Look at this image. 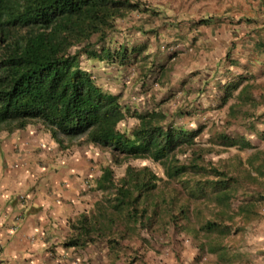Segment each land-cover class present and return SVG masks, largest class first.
<instances>
[{
	"label": "trees",
	"instance_id": "1",
	"mask_svg": "<svg viewBox=\"0 0 264 264\" xmlns=\"http://www.w3.org/2000/svg\"><path fill=\"white\" fill-rule=\"evenodd\" d=\"M148 13L156 14L145 2L134 0H0V132L10 134L38 124L59 150L76 142L107 151L113 163H119L120 158L151 160L162 166L168 180L191 177V182L183 184L187 197L214 205L212 220L199 229L207 236L201 251L230 264L237 255H228L220 238L210 237L224 238L231 230L241 234L262 218L256 205L249 202L244 183L264 180V153L255 152L246 160L243 177L204 165L194 149L197 131L189 134L173 119L168 120L159 105L143 111L124 105L119 95L103 90L93 70L85 65L126 66L139 59L147 47L128 48L113 37L118 21ZM206 22L202 19L196 24ZM244 80L237 77L224 84L221 104L235 91L242 103L255 102L249 92L252 85L238 91ZM240 109L230 106L228 114H241ZM181 114L177 110L174 117ZM129 119L135 120V125L124 128ZM217 143L255 150L244 135L221 133ZM189 150L191 160L181 163L177 154ZM158 181L146 166L137 169L129 165L118 180L110 167L103 168L95 183L100 198L91 210L69 221L71 233L62 247L84 250L101 244L116 261L124 241L133 237L143 240L142 234H149L158 222L180 227L179 221L188 220L189 208L177 206L175 196L154 195ZM238 192L246 195L241 202L245 201L233 209L231 201ZM257 197L255 201L264 200L261 194ZM237 217L239 223L234 221Z\"/></svg>",
	"mask_w": 264,
	"mask_h": 264
},
{
	"label": "crops",
	"instance_id": "2",
	"mask_svg": "<svg viewBox=\"0 0 264 264\" xmlns=\"http://www.w3.org/2000/svg\"><path fill=\"white\" fill-rule=\"evenodd\" d=\"M165 3L173 6L166 7L159 1L153 5L156 11L152 9L156 14L137 15L144 20L148 18L144 24L147 30L159 27L157 32L138 31V34L142 38L152 34L150 37L162 40L168 35L189 43L184 56L190 62L182 73L206 69L208 80L220 85L222 90L224 84L243 77L238 91L252 85L249 92L255 102L242 103L237 94L236 107L260 108L264 99V0H167ZM173 14L177 19L169 21L174 25L162 23L160 17ZM202 19L207 22L196 24ZM244 109L241 114H246ZM7 137L8 142H4ZM86 147L93 151L91 155L79 150L70 153L59 150L38 124L10 134L0 132V264H68L76 253L84 263L106 257L107 248L101 244L89 245L84 250L62 247L71 233L69 221L91 210L100 198L95 183L103 166L98 164L95 169L92 159L97 157L94 152L98 149ZM91 176L89 185L86 179ZM19 194L26 195L27 200L19 202ZM96 251L101 254L97 256Z\"/></svg>",
	"mask_w": 264,
	"mask_h": 264
},
{
	"label": "rangeland",
	"instance_id": "3",
	"mask_svg": "<svg viewBox=\"0 0 264 264\" xmlns=\"http://www.w3.org/2000/svg\"><path fill=\"white\" fill-rule=\"evenodd\" d=\"M134 1L141 2V0ZM159 1L166 7L173 6V4L170 6L166 4L165 1L167 0H146V4L149 2V7L156 11V7L153 8V5H157ZM171 12L174 13L172 10ZM174 15L172 17L165 15L160 17L162 23H166L167 26L174 25L175 23L169 21L171 18L177 19ZM147 22L148 18L144 20L137 14H131L126 20L117 22V34L113 38L117 43H125L128 48L145 46L147 50H152L151 53L146 50V53H143L139 59L130 60L126 66H110L97 62L95 64L85 62V65L93 70L97 82L103 90L113 95H119L120 101L124 105L136 111L152 109L159 105V108L168 115V120L173 119L177 126L184 127L189 134L192 131H197L194 149L201 155L200 163L204 165L209 163L232 175L243 177L242 166L246 168V160L255 152L264 153V134L261 135L264 132V99L261 100L260 108L253 109L245 106L243 108H245L246 114L236 113L235 116L231 117L228 114L229 107L239 105L236 100L237 91L233 92L226 104H221L224 90L220 85L208 80L209 77L205 73L206 69H193L194 72L189 71L190 73L186 70L187 75L182 73V69L187 68L190 62L188 57L184 56L189 43L187 44L182 40L178 41L177 38L174 40L168 35L163 40L161 37H150L152 34L150 36L144 35L142 38L143 35H139L138 31H141V34L142 32L150 34L151 31L157 32L159 28L156 26L153 30L149 29L151 30L149 32L144 26ZM136 25H139L138 28ZM165 28H167L166 25ZM162 46L163 49H160L159 47ZM145 55H149V57L143 60ZM170 55H173V58L176 56V59ZM212 91L215 92L212 93ZM177 110L182 111L181 117H174ZM248 114L250 115L247 116ZM248 124L252 131H244V129H249L247 128ZM133 125H135V120L129 119L124 128L131 129ZM254 128L256 131H253ZM221 133L229 137L244 135L251 141L255 150L224 147L217 143V137ZM8 140L9 137L7 140L3 139L4 142H8ZM86 148V145L74 142L66 150L69 153L73 150H79L91 155L93 151ZM94 153L97 155L94 160L92 159L96 163L95 169H98V164L103 168L110 167L115 180L124 176L129 165L137 169L144 166L148 167L159 179L154 195L175 196L178 202L177 206L185 205L189 208V216L187 221L178 222L180 225L178 228L173 225L164 226L161 221L153 226L149 234H142L143 240L133 237L124 241V248L119 252L116 261L110 259L107 250L106 257L104 256L103 259L99 256L101 252L96 251L95 254L100 258L95 262L88 263L81 262L78 259V253L73 254V258H70L68 264H229L225 260L219 261L215 254L201 251V244L207 241V236L199 229L205 221L212 220L211 212L214 205L204 200H191L187 197L183 184L191 182L193 180L191 177L186 175L177 180H168L162 166L151 160L120 158L119 163H113L107 151L99 149ZM190 153L191 150L185 155L178 153L177 157L181 163H188L192 157ZM252 175L255 176L254 173ZM88 179L93 180V176ZM258 182L246 181L244 187L249 202L256 205V210L262 218L249 225L241 234H236L231 230L232 232L227 237L222 238L216 235L210 237L212 239L220 238L221 243L228 251V255H237L236 260L230 264H264V200L255 201V199L260 198H256L257 194L264 196V180ZM245 196L238 192L237 197L231 201L232 208L237 209L239 204L245 201L241 202ZM176 210L177 208L174 211ZM234 221L239 223L238 217ZM224 224L230 225L229 222H224Z\"/></svg>",
	"mask_w": 264,
	"mask_h": 264
},
{
	"label": "built area",
	"instance_id": "4",
	"mask_svg": "<svg viewBox=\"0 0 264 264\" xmlns=\"http://www.w3.org/2000/svg\"><path fill=\"white\" fill-rule=\"evenodd\" d=\"M17 199H18L19 202H21V203H23V202H25V201L27 200L25 195H18V196H17Z\"/></svg>",
	"mask_w": 264,
	"mask_h": 264
},
{
	"label": "clouds",
	"instance_id": "5",
	"mask_svg": "<svg viewBox=\"0 0 264 264\" xmlns=\"http://www.w3.org/2000/svg\"><path fill=\"white\" fill-rule=\"evenodd\" d=\"M87 180V182L89 183V185L91 184V181L89 180V179H86ZM20 195V194H19ZM21 195H24V194H21ZM26 196V195H25Z\"/></svg>",
	"mask_w": 264,
	"mask_h": 264
}]
</instances>
